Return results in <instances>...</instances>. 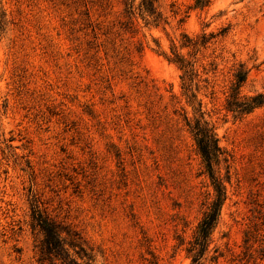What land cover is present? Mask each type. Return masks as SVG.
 <instances>
[{
  "label": "rangeland",
  "instance_id": "374dc122",
  "mask_svg": "<svg viewBox=\"0 0 264 264\" xmlns=\"http://www.w3.org/2000/svg\"><path fill=\"white\" fill-rule=\"evenodd\" d=\"M140 1L0 0V264H52L35 210L79 232L53 264H192L215 189L172 49L196 62L227 158L206 264H264V104L226 109L241 64V95L264 94V0H158L159 25Z\"/></svg>",
  "mask_w": 264,
  "mask_h": 264
},
{
  "label": "trees",
  "instance_id": "16d2710c",
  "mask_svg": "<svg viewBox=\"0 0 264 264\" xmlns=\"http://www.w3.org/2000/svg\"><path fill=\"white\" fill-rule=\"evenodd\" d=\"M127 5V12L131 14L134 11L136 0H125ZM211 0H196L195 6L197 8H206L210 5ZM158 0H141L138 7L141 16L147 20L148 23L159 25L163 23L164 19L162 13L158 9ZM214 35L208 38L203 36L201 41L203 47L212 39ZM199 42L188 40L182 47L196 48L195 53L199 51ZM172 56L167 57L170 62L175 63L181 71L182 87L185 94H189V98L194 102L198 100V107L196 113H199L194 120L186 117L185 120L191 129V133L194 137L195 143L200 151V155L205 164L206 171L209 173L212 184L215 189V194L208 205V208L200 221L196 235L192 241L189 242L187 252L192 260V264H206L207 256L210 252V244L212 242V236L218 225L220 215L222 214V208L227 198V190L224 184L223 178L220 176V165L223 162H227L225 151L221 147L219 138L217 136L214 127L210 126L209 121L205 119V113L203 112V103L201 99L197 98V92L199 91V85L195 82L197 73L196 62L187 59L177 49H172ZM247 79V70L243 64L237 68L234 73V80L228 91L226 99V109L229 112L235 114V116H244L252 113L255 109L264 104V94L257 93L249 97H243L241 95L242 86H244ZM197 86L196 89L194 87ZM191 122H195L191 124ZM34 219L44 232V239L40 243V262L50 259L52 264L55 259L62 257L65 244H69L71 248L76 250L78 248L84 250V247L80 240H78V231L70 228L69 226L62 225L56 221H53L47 216H44L40 211H34ZM66 233L67 236L63 234ZM217 252V250H215ZM218 254L210 256L211 263L217 261ZM90 260L91 257H88ZM73 262H76L74 258Z\"/></svg>",
  "mask_w": 264,
  "mask_h": 264
}]
</instances>
